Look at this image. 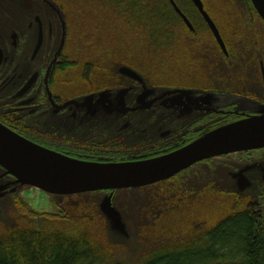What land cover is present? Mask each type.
Here are the masks:
<instances>
[{"label": "flooded vegetation", "instance_id": "flooded-vegetation-1", "mask_svg": "<svg viewBox=\"0 0 264 264\" xmlns=\"http://www.w3.org/2000/svg\"><path fill=\"white\" fill-rule=\"evenodd\" d=\"M174 1L192 27L172 0L168 2L176 15L170 20L185 26L193 47L201 48L196 56L198 63L189 74L190 86L153 84L146 73L137 68V75L124 73L118 63L109 66V75L100 74L102 66L95 64L91 77L99 79L101 75L107 80H99L100 85L91 89L82 86L69 93L68 89L81 85L88 75L86 61L82 64L73 55L83 41L82 35L77 38L71 29L78 21L70 19L51 0H0V122L47 149L78 160L108 163L159 157L220 126L264 114V19L252 1L248 0L255 16H247V21L242 22L233 18L223 31L202 0L224 47L191 0L183 1L185 10ZM200 35L207 36V41L203 42ZM155 42L160 41L153 39ZM167 42L162 39L161 44L166 46ZM127 64L124 67L130 66ZM81 66L80 78L72 77ZM201 82L208 84H197ZM214 82L224 89L213 87ZM175 88L189 93L179 98L178 93H165ZM122 89L126 91L119 110ZM102 94H107L106 106L110 109L105 113L99 111V107H105L96 101ZM88 96L94 103H86ZM176 177L188 183L205 177L219 179L229 192L233 190L247 200V209L264 214V147L205 158L167 179L142 187ZM1 179L12 180L2 167ZM127 189L133 188L96 191L111 195L115 206L114 195Z\"/></svg>", "mask_w": 264, "mask_h": 264}, {"label": "rangeland", "instance_id": "rangeland-1", "mask_svg": "<svg viewBox=\"0 0 264 264\" xmlns=\"http://www.w3.org/2000/svg\"><path fill=\"white\" fill-rule=\"evenodd\" d=\"M51 1L60 11L62 8L70 19L78 21L77 27L71 26V29L77 38L82 35L83 40L79 51L74 48L71 50H75L73 55L76 60L82 64L86 61L88 75L81 80V85L77 83L68 89L69 93L79 91L82 86L85 90L91 89L99 80H107L101 75L99 79L91 77L97 68L95 64L102 66L98 73L109 75V66L118 63L122 68L123 64L129 63L127 67L146 73L153 84L190 86L192 77L189 74L198 63L196 56L201 48L193 47V39L181 23H169L162 38L163 41H169L166 46L161 44L162 39L155 45L152 35L143 31L142 27L136 30L134 25H128L126 18L118 15L111 17L112 9L99 0ZM155 1L165 0H150ZM212 1H215L217 10ZM205 2L206 9L223 31L233 18L236 22H242L247 21V16L256 14L248 0ZM200 37L203 42L207 41V36ZM77 38L74 41L78 44ZM90 64L95 67H90ZM82 70L81 66L80 72L74 71L72 77L80 78ZM211 74L212 70L207 73V77L211 78ZM197 84L207 86L208 83ZM214 85L216 89H224L217 82ZM13 187H16L14 194L8 192L0 197V234L12 227L23 226L33 220L40 222L50 216L61 229L87 232L122 264H141L146 254L155 247L182 242L212 227L225 215L246 208L244 205L247 202L233 190L229 192V188L219 179L210 180L206 177L189 183L176 177L148 187L119 191L113 197V206L120 211L126 224L127 234H122L114 228L101 208L107 193L96 191L57 195L28 185Z\"/></svg>", "mask_w": 264, "mask_h": 264}, {"label": "water", "instance_id": "water-1", "mask_svg": "<svg viewBox=\"0 0 264 264\" xmlns=\"http://www.w3.org/2000/svg\"><path fill=\"white\" fill-rule=\"evenodd\" d=\"M215 33L224 47L219 30L205 10L202 0H191ZM255 9L264 19V0H251ZM173 5L188 25L187 16ZM121 71L130 75L137 72L130 67ZM126 89L119 91V110L122 109ZM165 93H178L179 96L189 90L175 88ZM87 104L94 103L91 96ZM99 111H110L106 106L107 94L100 95ZM95 101V102H96ZM177 101H174V104ZM94 105V104H93ZM92 106V105H91ZM264 147V114L238 120L220 126L174 152L139 161L128 162H88L78 160L42 147L22 135L14 132L0 122V167L10 174L12 180H0V197L16 191V187L26 185L41 189L50 194L71 195L104 189L137 188L167 179L196 161L238 150ZM10 179V178H9ZM12 189L6 191V188ZM111 195H107L101 204L102 210L111 220L114 228L127 234L123 217L112 204ZM1 212V208H0Z\"/></svg>", "mask_w": 264, "mask_h": 264}, {"label": "trees", "instance_id": "trees-1", "mask_svg": "<svg viewBox=\"0 0 264 264\" xmlns=\"http://www.w3.org/2000/svg\"><path fill=\"white\" fill-rule=\"evenodd\" d=\"M99 1L112 9L111 17L126 18L128 25L142 27L156 41L176 15L166 0ZM177 1L185 10L183 0ZM0 264L122 263L87 232L61 229L46 216L0 234ZM141 264H264V214L247 207L235 210L182 242L155 247Z\"/></svg>", "mask_w": 264, "mask_h": 264}]
</instances>
